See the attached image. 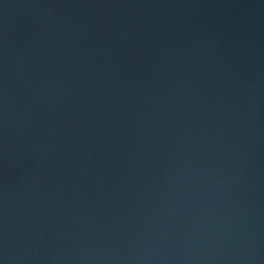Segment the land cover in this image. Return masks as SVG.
<instances>
[{"label":"water","instance_id":"obj_1","mask_svg":"<svg viewBox=\"0 0 264 264\" xmlns=\"http://www.w3.org/2000/svg\"><path fill=\"white\" fill-rule=\"evenodd\" d=\"M0 264H264V0H0Z\"/></svg>","mask_w":264,"mask_h":264}]
</instances>
